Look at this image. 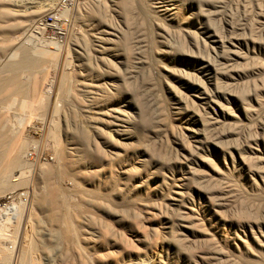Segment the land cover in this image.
Returning <instances> with one entry per match:
<instances>
[{"label":"rangeland","instance_id":"374dc122","mask_svg":"<svg viewBox=\"0 0 264 264\" xmlns=\"http://www.w3.org/2000/svg\"><path fill=\"white\" fill-rule=\"evenodd\" d=\"M15 1L0 0V136L21 163L0 198L15 197L20 214L6 227L0 263L19 225L17 264H156L157 254L186 264L194 248L210 254L202 264H263L252 240L238 250L219 235L222 223L264 222V187H246L239 173L251 166L250 176L264 177V159L247 149L264 148V0H171L172 15L158 0H127V8L85 0L66 40L35 43L29 30L50 9L23 15L34 0ZM251 38L256 45L246 47ZM197 108L212 116L208 125L192 121ZM44 116L54 120L50 132ZM187 141L198 157L178 171ZM175 168L190 175L181 205L166 198ZM193 198L211 218L204 232L184 215Z\"/></svg>","mask_w":264,"mask_h":264},{"label":"bare ground","instance_id":"6f19581e","mask_svg":"<svg viewBox=\"0 0 264 264\" xmlns=\"http://www.w3.org/2000/svg\"><path fill=\"white\" fill-rule=\"evenodd\" d=\"M19 0H16L15 2H17ZM85 1V0H84ZM94 1V0H92ZM102 1V0H101ZM23 2V1H22ZM29 3H32L28 8H32L30 9L29 11H26L24 10L23 12L26 11V13H22L23 15H26L28 13H37L39 11H44V10H51L55 4L57 3V0H34V1H31ZM86 3V2H85ZM156 5H158V11L159 12H164V13H167L168 15H172L174 13H177L178 10L175 9L176 5L174 2H172L171 0H158ZM83 4V3H82ZM82 4L80 6V9L78 12H80L83 8H85V5L82 7ZM128 2L127 0H125V7L127 8V5ZM19 6V5H18ZM27 9V8H26ZM17 10H21V9H17ZM84 10V9H83ZM261 15V14H264V10L259 8V12L257 13V15ZM42 16H40L39 18H37V20L35 21V25L32 26V29H30L29 31H31V33L28 35L30 36L29 38V41L31 43H35L37 40H39L40 37L44 36L47 40H50L52 41L53 40V37H51L49 34H47V26H44V25H41L39 23V19L41 18ZM232 23V22H231ZM231 27V26H230ZM230 29V28H229ZM73 30V28H72ZM107 33V32H106ZM112 33V32H111ZM121 33V32H120ZM121 35V34H120ZM119 35V36H120ZM20 36V35H19ZM17 36V37H19ZM106 37V36H105ZM121 37V36H120ZM102 38V37H101ZM99 37V39H101ZM108 38V37H107ZM106 38V40H107ZM110 38V37H109ZM119 38V37H118ZM56 39V38H55ZM59 39V38H57ZM105 39V38H104ZM102 40V39H101ZM106 40H103V41H106ZM113 41V47H110V48H114L115 45H116V42L118 41L117 39H111ZM54 41V40H53ZM56 41V40H55ZM54 41V42H55ZM102 42V41H101ZM107 42H110L107 41ZM255 39L254 38H251L250 41L248 42H244L245 43V46L247 47V45L249 46H255ZM126 43V40L124 42V44ZM122 44V45H124ZM167 47H172L171 43H167L166 44ZM58 58H56V62H55V68H56V73L58 74V76L60 78H62L63 74H64V69L65 67L67 66L66 63H67V52L63 53V55L61 56H57ZM60 74V75H59ZM208 76V74H207ZM211 77V76H209ZM62 79H60V86H61V81ZM49 83H47L45 85V88L47 89L49 86ZM44 99V98H43ZM211 100L210 98H207L206 101L204 102L205 104H207L208 106H211ZM254 100L259 102L260 101V98L259 97H254ZM40 101V100H39ZM42 103V102H41ZM40 103V104H41ZM39 104V106L41 107V105ZM44 104V103H43ZM33 102L32 101H29L26 106L27 108H31L32 107ZM44 106V105H42ZM46 107V106H45ZM204 107V106H203ZM256 107V106H255ZM34 108V107H33ZM42 108V107H41ZM41 108H39L41 110ZM198 110L197 111H194L193 114L191 115V117L193 118L192 121L194 123L196 122H199L201 125L204 126V124H207L209 123V119L212 120V116H209V117H206V113L207 111L205 110V108H203L201 111H199L200 109L197 108ZM252 109H254L252 107ZM45 112V110H44ZM197 115V117L195 116ZM45 117V116H44ZM196 117V118H194ZM46 118V117H45ZM44 118V119H45ZM150 121L149 123H151V119L148 120ZM146 120V122H148ZM44 122V120H43ZM54 124V120L51 116H49L48 118H46V122H45V125L46 127H48V130L50 132V128L51 126H53ZM260 124V123H259ZM151 125V124H150ZM208 125V124H207ZM202 127V126H201ZM198 127H194L193 125H189V129H191L192 131H196ZM256 128V127H255ZM260 129L264 131V126H260ZM260 130V131H261ZM143 131V130H142ZM175 131V130H174ZM255 131V129H254ZM253 131V132H254ZM259 132V131H258ZM262 132V131H261ZM175 133V132H173ZM263 133V132H262ZM261 133V134H262ZM39 134V133H38ZM180 134V133H179ZM251 134V133H250ZM249 134V135H250ZM254 134V133H253ZM263 135V134H262ZM49 136V134H48ZM47 136V137H48ZM182 136V135H181ZM256 135H254V138H255ZM37 137V136H35ZM198 137V146L196 147H200L201 148V142L203 141V139L199 136ZM248 137V136H247ZM258 137V136H257ZM39 138V137H37ZM251 138V137H250ZM48 139V138H47ZM205 140V138H204ZM246 140V139H245ZM251 140V139H250ZM39 142V140H37ZM263 141V140H262ZM154 142V141H153ZM183 142V141H182ZM245 142V141H244ZM45 143V142H44ZM185 143V142H184ZM183 143V144H184ZM256 145V146H255ZM258 145L257 143H250L247 147V149H250L252 152V154H258L257 156H260L259 158H262L264 159V148L263 150H260L258 148ZM187 152L188 153H183V160H179L177 165H179V168H178V171H181V169L183 167L186 168V170L188 169V167L186 166V164H188V161L190 160H194L196 159L198 156L196 155V152L194 151V149L192 148L191 146V143L190 141H187L186 142V145H183ZM182 146V147H183ZM226 147V146H225ZM17 148V146H16ZM223 148V147H222ZM239 148V147H237ZM15 150V145H11V143H8L5 145L4 143V140L3 138L0 136V190H2L3 188V185H4V181L5 179H7V177L13 172L15 171V169L20 165V159L18 156H16L13 152ZM39 150V149H38ZM41 150V149H40ZM226 155L228 157H230L231 160H233V153L232 152H226V151H222V156L223 158L226 157ZM178 156V155H176ZM241 158H243V162L245 163V160H244V156L241 154ZM108 159V158H107ZM254 159V158H253ZM164 160V159H163ZM161 159V161H163ZM250 161V160H249ZM160 162V160H159ZM260 162V161H259ZM155 164V163H154ZM111 165V163H110ZM262 165V164H261ZM260 165V166H261ZM248 166V164H247ZM258 166V165H257ZM110 167V166H109ZM112 167V166H111ZM164 167V166H163ZM253 167V166H252ZM264 167V166H263ZM113 168V167H112ZM112 168L109 169V172H110V175H111V172H112ZM251 169V166H248V168H243L241 167L240 169V172L243 170L244 172L241 173L242 177L244 176H247L248 175V181H244V185L246 187H250V188H259L261 189L262 187H264V177L263 176H258L257 178L254 177V176H250L249 175V170ZM258 170V168L256 169V171ZM264 170V168L262 169ZM21 171V170H20ZM30 175L33 174V171L30 170ZM177 172V168L175 169H172V173H171V181L172 183L168 184V188H167V200H170L171 199V202H168L169 204H177V205H181L183 204L182 202V197H183V194L185 193L186 191V184H187V180L188 178H190V175H187V173H183L181 175H178L176 174ZM175 173V175H174ZM24 174V172H17L14 177H20ZM15 181V180H13ZM108 181H105V184L107 183ZM226 186V185H224ZM225 189V188H224ZM226 190V189H225ZM246 190V189H245ZM224 191V190H223ZM261 191H264V190H261ZM220 192V191H219ZM217 192V193H219ZM28 193V192H27ZM25 194L24 195V200H23V207L22 208H28L30 209L29 207L31 206L32 204V198L33 196L31 195L32 194V191L30 189V196L29 198H27L28 194ZM220 195V193H219ZM226 195V194H225ZM20 196V194H19ZM200 197V196H199ZM213 197V196H212ZM21 198V197H20ZM15 197L12 199V201H7L6 199L4 198H0V248L1 250H3V247L2 245L3 242L6 241L5 239V236L4 234H7L5 233L6 230V227L7 226H10L8 224H11L13 223L12 221L15 220L18 216V214H20V209H19V201H18V205L17 203H15ZM214 199V198H213ZM17 200V199H16ZM22 204V203H21ZM30 205V206H29ZM186 205L185 209H183L184 211V215L186 217V219H188L189 221H192L193 222V225L192 227L196 230L200 229L202 230L203 232L207 230V228L205 227V221L208 219V220H211L210 216L205 214L202 210H203V207H202V203L200 202V198L199 199H192V201L188 202L187 204H184ZM219 205H223V202L219 203ZM252 206V205H251ZM254 206V205H253ZM253 208V207H252ZM259 208V207H258ZM137 213V212H136ZM237 213V212H236ZM247 214V213H246ZM234 217V216H233ZM233 219V218H232ZM242 220V218H240ZM241 220H236L235 222L234 221H230L231 223H235L236 224V229H227L226 226H225V223H222L221 227H220V235L219 237L225 242L227 241L228 239L230 240H237L234 245L236 246V248L239 250L240 249V246L241 245V248H247L249 247V240H252V242H254L256 245H258V248L261 249V253L260 255H256V257H258L264 264V222L262 221H248V222H243ZM136 221V219H135ZM241 221V222H240ZM134 222V221H133ZM242 224H244V228L241 229V226ZM139 225V223H138ZM24 226V224H23ZM136 226V225H135ZM137 227V226H136ZM198 227V228H197ZM10 228V227H9ZM16 235H15V239H14V243H13V248H12V251L10 253V258H9V262L8 264H17V254H18V251H19V245H20V241H22L21 237L25 234V230L21 229L20 226L18 225L17 228H16ZM239 229H241L239 231ZM23 230V231H22ZM207 233V232H206ZM10 234V233H9ZM5 240V241H4ZM200 240V239H199ZM203 242L205 239H202ZM209 242V239L207 238V240ZM237 244V245H236ZM239 244V245H238ZM199 248V246H198ZM150 249V248H149ZM204 249V248H203ZM209 249V248H208ZM249 249V248H248ZM4 252V251H3ZM2 254V251L0 252ZM191 253V259L190 261L186 260V264H192L193 262L195 264H202L201 262L203 261H206L208 259L209 261V257L205 258L204 257V253H206V255H208L209 253L205 252V251H199V250H196L195 248L190 251ZM254 253V252H253ZM0 254V255H1ZM146 255V254H145ZM210 255V254H209ZM158 256H160V254H157V257H156V264H166V262H161V258H159ZM212 256V255H211ZM145 257V256H144ZM147 257V256H146ZM255 257V258H256ZM253 258V257H252ZM141 259V258H140ZM257 259V258H256ZM145 260V259H144ZM258 260V259H257ZM256 260V261H257ZM260 260H258V263L260 262ZM1 261V260H0ZM85 261V260H84ZM82 261V262H84ZM137 261V260H136ZM142 261V260H140ZM139 261V262H140ZM155 261V260H154ZM148 262V261H146ZM86 263V262H85ZM138 263V262H137ZM1 264V263H0ZM34 264H38L37 262L34 263ZM139 264H145V262H141ZM208 264V262H207ZM214 264V263H213Z\"/></svg>","mask_w":264,"mask_h":264},{"label":"built area","instance_id":"2783aa9c","mask_svg":"<svg viewBox=\"0 0 264 264\" xmlns=\"http://www.w3.org/2000/svg\"><path fill=\"white\" fill-rule=\"evenodd\" d=\"M84 0H57L55 6L38 21L47 26V34L63 42L70 35L73 19Z\"/></svg>","mask_w":264,"mask_h":264}]
</instances>
